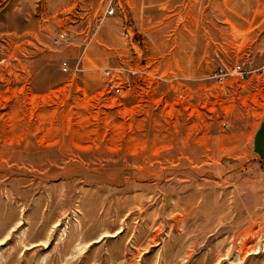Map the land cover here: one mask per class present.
<instances>
[{"label": "rangeland", "instance_id": "rangeland-1", "mask_svg": "<svg viewBox=\"0 0 264 264\" xmlns=\"http://www.w3.org/2000/svg\"><path fill=\"white\" fill-rule=\"evenodd\" d=\"M35 5L0 20V264H264V6Z\"/></svg>", "mask_w": 264, "mask_h": 264}, {"label": "crops", "instance_id": "crops-1", "mask_svg": "<svg viewBox=\"0 0 264 264\" xmlns=\"http://www.w3.org/2000/svg\"><path fill=\"white\" fill-rule=\"evenodd\" d=\"M102 1L103 0H4L2 4H4V6H9L10 8L1 14L0 20L7 22L8 17H15V15L18 14L16 11L17 7L28 8L29 10V8L31 9L32 7L36 6L35 4H40L41 7H45L47 10H49V8H55L56 10L59 8L60 10H67V8L69 9L76 6L92 8L98 6L100 3H102ZM258 3L264 6V0H258ZM22 13H26V11H20L19 15ZM27 14L28 12L26 15ZM26 20L30 21L29 19ZM260 132L262 133V137L257 139V136ZM251 150L255 155V158L264 164V114L254 130Z\"/></svg>", "mask_w": 264, "mask_h": 264}]
</instances>
